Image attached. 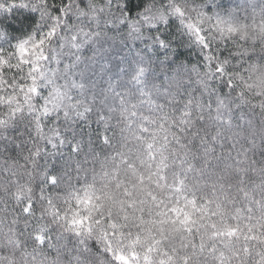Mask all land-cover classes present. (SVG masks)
I'll list each match as a JSON object with an SVG mask.
<instances>
[{"label": "snow or ice", "instance_id": "6c2138e0", "mask_svg": "<svg viewBox=\"0 0 264 264\" xmlns=\"http://www.w3.org/2000/svg\"><path fill=\"white\" fill-rule=\"evenodd\" d=\"M0 264H264V0H0Z\"/></svg>", "mask_w": 264, "mask_h": 264}, {"label": "trees", "instance_id": "16d2710c", "mask_svg": "<svg viewBox=\"0 0 264 264\" xmlns=\"http://www.w3.org/2000/svg\"><path fill=\"white\" fill-rule=\"evenodd\" d=\"M181 52H182L181 59H192L193 61L195 60V56L193 55L190 57L186 50L181 49Z\"/></svg>", "mask_w": 264, "mask_h": 264}]
</instances>
